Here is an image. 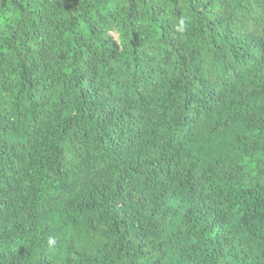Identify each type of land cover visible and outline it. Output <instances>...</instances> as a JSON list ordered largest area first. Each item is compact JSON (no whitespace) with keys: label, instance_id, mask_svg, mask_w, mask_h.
Listing matches in <instances>:
<instances>
[{"label":"trees","instance_id":"16d2710c","mask_svg":"<svg viewBox=\"0 0 264 264\" xmlns=\"http://www.w3.org/2000/svg\"><path fill=\"white\" fill-rule=\"evenodd\" d=\"M0 264H264V0H0Z\"/></svg>","mask_w":264,"mask_h":264},{"label":"clouds","instance_id":"9594fccd","mask_svg":"<svg viewBox=\"0 0 264 264\" xmlns=\"http://www.w3.org/2000/svg\"><path fill=\"white\" fill-rule=\"evenodd\" d=\"M48 243H49V245L54 244L55 243V239L54 238H49Z\"/></svg>","mask_w":264,"mask_h":264}]
</instances>
